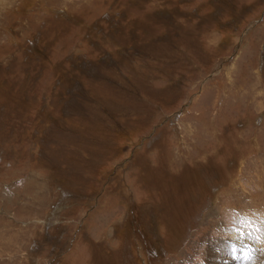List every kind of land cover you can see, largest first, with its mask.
Listing matches in <instances>:
<instances>
[{
  "label": "rangeland",
  "instance_id": "374dc122",
  "mask_svg": "<svg viewBox=\"0 0 264 264\" xmlns=\"http://www.w3.org/2000/svg\"><path fill=\"white\" fill-rule=\"evenodd\" d=\"M0 264H264V0L2 6Z\"/></svg>",
  "mask_w": 264,
  "mask_h": 264
},
{
  "label": "bare ground",
  "instance_id": "6f19581e",
  "mask_svg": "<svg viewBox=\"0 0 264 264\" xmlns=\"http://www.w3.org/2000/svg\"><path fill=\"white\" fill-rule=\"evenodd\" d=\"M8 1H11V0H0V8L2 6H4ZM240 239V238H239ZM246 252H251L250 248L246 246ZM216 256H218L220 258V256L218 255V252L216 250H214Z\"/></svg>",
  "mask_w": 264,
  "mask_h": 264
},
{
  "label": "trees",
  "instance_id": "16d2710c",
  "mask_svg": "<svg viewBox=\"0 0 264 264\" xmlns=\"http://www.w3.org/2000/svg\"><path fill=\"white\" fill-rule=\"evenodd\" d=\"M153 254H156V249L154 248V249H152V251H151Z\"/></svg>",
  "mask_w": 264,
  "mask_h": 264
}]
</instances>
